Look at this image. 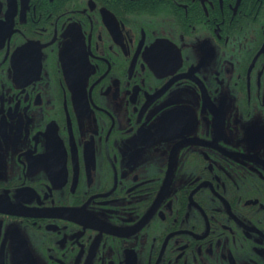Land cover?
Segmentation results:
<instances>
[{"label": "flooded vegetation", "instance_id": "af4514ba", "mask_svg": "<svg viewBox=\"0 0 264 264\" xmlns=\"http://www.w3.org/2000/svg\"><path fill=\"white\" fill-rule=\"evenodd\" d=\"M0 264H264V0H0Z\"/></svg>", "mask_w": 264, "mask_h": 264}]
</instances>
